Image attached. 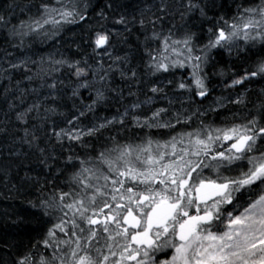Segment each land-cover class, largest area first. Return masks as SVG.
<instances>
[{"label": "snow or ice", "instance_id": "snow-or-ice-1", "mask_svg": "<svg viewBox=\"0 0 264 264\" xmlns=\"http://www.w3.org/2000/svg\"><path fill=\"white\" fill-rule=\"evenodd\" d=\"M121 6L108 4L110 9ZM88 7L87 0H29L23 5L13 0L0 6V36L22 53L7 60V68L0 65V76L11 79V71L23 68L25 78L37 84L19 90L21 105L26 95L35 97L26 107L8 105L22 126L19 142L37 151L46 168L57 157L42 142L63 150L68 141L70 153L65 167L56 170V175L67 174L61 181L66 190L54 183L56 175L44 184L36 180L40 195L28 204L49 217L45 223L51 227L36 244L18 251L12 264H264V88L255 98L246 89L209 100L214 85L206 71L213 50H223L235 52L247 65L233 73L226 89L264 80V0H241L231 17L209 16L225 7L217 0L123 5L137 10L144 39L135 52L117 55L113 36L122 32L103 24L91 30L85 42L94 54L111 60L107 67L74 59L59 48L37 54L35 45L57 41L65 25L85 19ZM177 14L179 33L176 23L166 31L155 27ZM195 14L201 21L215 19L199 46L197 32L185 26ZM97 15L108 19L103 10ZM113 23L130 31L124 14ZM4 53L13 56L7 49ZM177 70L187 71L188 77L177 78ZM114 73L135 99L125 102L123 89L114 86ZM62 75L69 77L67 83ZM212 75L224 78L226 72ZM133 83L145 85L143 99L139 88L132 91ZM81 89L89 90L90 103L83 101ZM66 99L72 100L70 111L61 110ZM158 101L166 104L154 107ZM116 105L111 116L98 115L99 108ZM209 112L220 122L206 120ZM132 129L140 130L139 142L129 136L122 143L119 138ZM77 145L82 155L74 151ZM0 173L7 177L9 168ZM23 180L33 178L25 173ZM40 246L51 254L40 252Z\"/></svg>", "mask_w": 264, "mask_h": 264}, {"label": "trees", "instance_id": "trees-1", "mask_svg": "<svg viewBox=\"0 0 264 264\" xmlns=\"http://www.w3.org/2000/svg\"><path fill=\"white\" fill-rule=\"evenodd\" d=\"M248 3H256L258 0H246ZM6 3H13V0H0V6ZM15 3L18 4H27L29 0H15ZM89 7L85 11V19L77 20L76 23L71 25H65V28L61 35L57 38V41H49L44 44L35 45L38 55H47L49 52L54 51L55 48H59L61 52L65 55H69L74 59L84 60L87 59L90 64H96L100 61L102 56L96 55L92 52L91 47L86 43L87 37L90 35L91 30H99L100 25L103 24L105 28L110 29L115 33V29L121 28V25H115L113 21L119 18L120 14H124L129 21H132L133 17L137 14V10L132 7H123V5H131L133 3H138L140 7H144L146 4L152 3V0H87ZM119 4L121 7L108 8V4ZM236 3H241V0H217V5L224 4L223 9L217 7L213 11L209 12V16H213V13L219 15H225L231 17L236 12ZM82 6V5H81ZM231 9V10H229ZM104 11V14L108 19L102 20L97 13ZM17 15L26 19L25 14H21L19 9H15ZM155 19V18H154ZM14 23L18 21L14 20ZM176 23L177 27L174 31L179 33L182 31L180 28V18L177 14L174 18L169 16L165 17L162 24H157L155 27L157 29L163 28L165 31L172 27V24ZM215 23V19L212 21H201V18L198 14H195L191 19L187 20L186 27L197 32V46L201 43L206 42L207 38V28L210 24ZM152 25H148L149 31H151ZM130 31H125L123 36H119L118 41L113 36V41L116 44H120L122 48L121 53L126 51L135 52V50L140 46V42L144 39V32L141 31L140 25L134 24ZM5 36H0V65L7 68V60L15 59L22 55L19 49L12 48L8 43L5 42ZM79 44V49L76 45ZM4 49H7L8 52L13 53V56H5ZM244 55V54H241ZM136 59L132 60V64L135 65ZM247 65L236 53L233 52L232 55H229L223 50H213L212 58L209 62V65L206 68L207 73L209 74L210 86L212 87V92L209 97L211 100L213 97L224 94L227 95L228 92H244L246 89L249 90L252 98H255V95L259 93L261 88H264V80H259L256 78V82L251 84H246L244 88L237 89H226L225 83H230V79L233 73L242 72V69ZM223 69L226 72V76L221 78L218 75H212L213 72ZM139 71L142 73L143 69L140 68ZM26 72L22 68L18 71H11L9 79L8 75L0 76V168L8 167L9 175L7 177L3 176L0 173V264H12V261L16 258V253L18 251H25L30 248L33 244H36L38 240L41 239L44 231L48 227H51V223H45L49 221V217H44L38 209H33L29 206L28 200H36L40 195L38 188L39 185L36 184V180H39L40 184H44L46 181L51 180L54 175H56L57 168L63 169L64 159L68 153L66 151L68 147V141L64 142L65 149H61L57 145L54 149L49 148L47 144L41 143V147L48 149L52 155L56 156V159H49L48 164L49 168H46L43 164L39 162V153L33 149H29L27 145H24L19 142V138L23 136L22 126L18 125L15 121V115L13 111L9 110V104H15L18 106V110L26 107L28 103H31L35 98L33 95L25 96V103L20 104L18 97L20 96V89H27L31 87H36L35 82L30 83L26 78ZM189 73L185 70H177V78L183 76L188 77ZM62 79L67 83L69 77L66 75L61 76ZM74 79V78H72ZM114 81V86L120 87L123 89V94L126 98L125 102H130L135 99V97L128 96V87L127 82L122 81L118 73H114L112 77ZM146 79L141 76V80ZM152 80H157V77H151ZM19 82V84L17 83ZM139 88L141 93V99H143V92L147 91L145 85L141 83L140 85L132 84V91H137ZM70 95V88L66 89ZM82 99L85 103H90L89 90H82ZM150 94V93H149ZM199 100V98H195ZM79 103V101H77ZM110 104L112 102H109ZM207 103V101L205 102ZM66 107L63 111L72 110V100H65ZM116 106H105L98 109V115L102 116H111L116 112ZM179 107V104L175 105ZM233 106L229 105V108ZM251 107V105H249ZM221 112H224L226 115L230 113L225 109H220ZM91 118V114H90ZM53 120H59L60 117H53ZM208 121H214L216 123L220 122V117L215 113L209 112L207 117ZM58 130V129H57ZM48 131H52V123L49 121ZM155 131V130H153ZM112 134H115L113 130ZM141 135L139 129H132L131 133H125L119 139L120 141L127 142L129 136L135 139V142H139L138 137ZM157 139H166L167 137H156ZM14 139L16 142L14 143ZM52 143L55 141L53 139ZM96 147H101L100 144H96ZM74 151L78 154L83 153V150L77 145ZM25 173L28 176L32 177V182H26L23 180ZM67 179V174L56 175L54 183L59 185V187L67 189V184L61 183V181ZM17 185V189H12V185ZM7 185V186H6ZM52 184L48 185L46 190H51ZM11 189V191L9 190ZM11 197V198H10ZM40 252L47 251L48 254H51L50 250H45L42 246L39 247ZM161 259L164 257L161 256Z\"/></svg>", "mask_w": 264, "mask_h": 264}, {"label": "rangeland", "instance_id": "rangeland-1", "mask_svg": "<svg viewBox=\"0 0 264 264\" xmlns=\"http://www.w3.org/2000/svg\"><path fill=\"white\" fill-rule=\"evenodd\" d=\"M154 18H155V17H153V19H154ZM138 21H139V16L136 15V22H135V23H132V22L130 21V23L127 25V28L129 29V28H131L134 24H138V23H139ZM125 31H127V30H125V26H124V25H121V28H119L118 30L115 29L114 32H115V33H116V32H122V33H124ZM115 37H116V39H117V41H118V38H117L118 36H115ZM121 50H122V48L120 47V44H116V43H115L114 54H117V55H123V53H121ZM99 62H103L104 65H105V67H107V65L111 63V60H110L107 56H102ZM82 90H87V89H82ZM163 104H166V101H158V103H157L156 105H154V107H155V106H161V105H163Z\"/></svg>", "mask_w": 264, "mask_h": 264}]
</instances>
